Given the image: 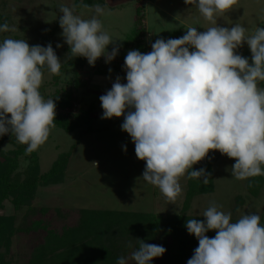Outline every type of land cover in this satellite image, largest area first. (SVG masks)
Returning <instances> with one entry per match:
<instances>
[{"label": "clouds", "instance_id": "1", "mask_svg": "<svg viewBox=\"0 0 264 264\" xmlns=\"http://www.w3.org/2000/svg\"><path fill=\"white\" fill-rule=\"evenodd\" d=\"M195 5L212 27L198 32L188 27L180 38L157 39L152 51L130 50L125 57L126 84L117 77L111 89L100 96L102 119L124 116L121 129L135 145L136 157L146 162L143 180L157 187L169 203L182 194L180 179L209 182L204 169L192 170L210 150L234 158L232 176L237 180L264 176V28L246 35L240 24L217 26V15L229 12L238 0H185ZM89 8L88 4L80 5ZM96 15L83 19L75 6L61 5L62 35L71 56L87 58L94 66L102 55L106 63L118 54L107 52L114 43L97 18L105 9L92 6ZM5 22L0 32H15ZM246 42L252 64L236 53ZM189 46L194 51H189ZM57 47H61L57 44ZM61 62L51 43L30 46L25 39L5 38L0 43V136L9 131L31 154L49 138L55 127L56 105L45 100L39 89L43 69L59 75ZM111 71V70H110ZM10 114V119L7 118ZM126 151V148H125ZM191 170V171H189ZM211 202L202 216L188 219L189 234L198 247L187 264H264V225L259 214H244L232 222V214ZM215 230L209 238L206 233ZM128 247H133L131 243ZM166 252L163 246L139 241L129 257L135 264H149ZM119 257L117 264H127Z\"/></svg>", "mask_w": 264, "mask_h": 264}, {"label": "rangeland", "instance_id": "2", "mask_svg": "<svg viewBox=\"0 0 264 264\" xmlns=\"http://www.w3.org/2000/svg\"><path fill=\"white\" fill-rule=\"evenodd\" d=\"M75 1L0 0V25L7 22L10 27L16 28L15 32H0V43L5 38L25 39L30 46L46 47L51 43L62 66L68 60L69 54L68 44L62 35L63 29L59 24L63 15L59 7L63 5L72 8ZM103 1L105 14L97 18L101 21L103 29L115 40L107 46V52L110 53L114 47L118 48L116 57L106 63V58L102 55L94 66L87 63L86 68L78 70V73L68 69L57 83L45 67L39 89L45 100L51 99L57 92L64 95L71 91L75 98L73 107H56V115L70 114L74 120L89 119V124L94 130L86 133V125L71 133L64 132L57 126L51 129L46 143L34 152L39 158L40 174L50 171L60 156L71 154L64 179L55 185L39 187L31 205L21 211H16L10 201L5 202L0 215L14 216L16 227L28 226V219L31 220L35 214L28 216V213H37L41 208L58 209L71 214L65 221L55 219L56 217L55 220L47 218L48 222L56 227L74 224L75 211L82 209L151 213L163 218L179 216L183 212L189 192L187 173L180 179L182 194L175 204L169 203L157 187L142 178L146 162L136 157L131 137L121 129L127 109L121 117L102 119L103 109L99 98L111 89L117 77L122 84L127 83L125 57L130 50H137L138 45L136 42L128 45L123 43L128 41L135 28L137 8H141L144 15L145 30L139 39L146 53L152 51L151 45L157 39L167 41L180 38L190 26L196 27L198 32H204L214 25L202 17L195 5L186 4L185 0ZM74 14L83 19L96 15L93 7L80 10L75 7ZM235 24L245 27L246 35L253 34L257 27L264 28V0H238L232 10L217 15V26L230 29ZM57 44L61 47H57ZM194 50L189 46L190 52ZM235 51L247 58L251 64L252 53L246 42ZM110 70L111 73L107 72ZM77 79L87 83L86 86L75 87ZM260 88L264 89L261 86ZM7 118L10 119V114ZM2 149L10 150L13 146L4 142ZM21 161L20 171H23L28 163L24 159ZM235 162L234 158H229L218 150H210L203 160L192 166V170H197L210 164L213 187L211 192L192 198L188 216L206 219L202 216L203 211L211 202H215L220 206L218 210L232 214V222H236L244 214H259L261 221H264V185L257 196L251 194L248 189L249 178L237 180L232 176V166ZM41 239V232L30 235L16 234L11 240L8 260L11 264H25L27 253ZM152 244L165 247L164 238L160 236ZM133 251L134 245L131 248L125 245L122 256L129 258ZM165 258L166 253L153 258L149 264H161ZM127 264L135 262L129 258Z\"/></svg>", "mask_w": 264, "mask_h": 264}, {"label": "trees", "instance_id": "3", "mask_svg": "<svg viewBox=\"0 0 264 264\" xmlns=\"http://www.w3.org/2000/svg\"><path fill=\"white\" fill-rule=\"evenodd\" d=\"M82 4H88L90 7L96 4L102 7L105 5L103 0H76V10H80ZM136 13L135 28L128 37V41L123 45L136 42L137 50L145 54L146 49L141 45L139 39L145 30L143 27L144 15L141 8H137ZM67 50L69 58L61 66L60 74L53 75L55 83L66 70L72 69L78 73V70L85 69L87 66V58L71 56L69 45H67ZM250 62L252 64V60ZM107 72L111 73V71ZM86 84L80 79L75 80V87L82 88ZM260 86L264 88V81L258 82V87ZM51 99L56 107L67 109L73 107L75 98L69 91L64 95L57 92ZM99 102L101 103L100 100ZM129 110L134 109H127V111ZM89 122V119L83 118L74 120L70 114L56 115V121H54L55 126L67 133L84 128L85 125L86 133L93 132L94 129ZM82 133L84 134V131ZM4 142L12 145L13 149H2ZM26 148V145L17 142L11 131L5 136H0V211L4 209V204L7 201L14 205L16 211H21L31 205L39 187L55 185L64 179L71 154L60 156L50 171L40 174L37 154L34 151L31 154H26ZM21 159L28 163L23 171H20ZM200 169H204L209 174L208 184H203V178L201 180L189 179V192L183 212L175 217L163 218L151 213L82 209L75 211L74 224H63L56 227L52 225L53 223L48 222L47 218L65 221L71 214H66L58 209L41 208L37 213L36 211L28 213V216L35 213L31 220L28 219V226L16 227L14 216L0 215V264H11L8 254L11 240L16 234L30 235L40 232L42 239L27 253L25 264H117L125 245L131 243L135 250L139 246V241L152 244L160 236L164 238V248L166 249V258L161 264H187L198 247V239L195 235L188 233L186 222L188 219L206 221L204 218L187 215L190 202L198 194L211 192L213 187L211 165L207 164ZM263 185L264 176L249 178L248 189L254 196L259 194ZM261 224L264 225V221H261ZM206 235L213 238L216 231L209 230ZM4 249L6 251H3Z\"/></svg>", "mask_w": 264, "mask_h": 264}]
</instances>
